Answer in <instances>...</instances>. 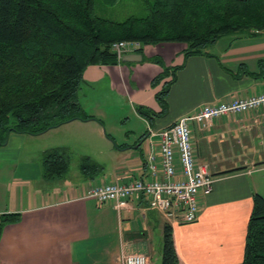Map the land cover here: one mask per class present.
<instances>
[{
	"label": "crops",
	"instance_id": "1",
	"mask_svg": "<svg viewBox=\"0 0 264 264\" xmlns=\"http://www.w3.org/2000/svg\"><path fill=\"white\" fill-rule=\"evenodd\" d=\"M217 42L215 49L189 57L184 42L145 44L141 51L135 47L123 54H142L141 61L91 64L84 71L85 100L80 103L99 120L75 118L40 134L9 135L0 145V224L2 215L21 216L2 230L0 264H117L124 250L146 253L149 264L155 254L161 264L167 223L180 264H242L254 197H264V109L221 115L204 128L190 122L196 162L214 178L210 191L198 192L194 222L180 216L169 221L143 194L120 210L87 196L99 182L149 178L150 155L161 169L157 132L181 117L207 103L264 91V31H245L220 47ZM174 67L180 68L163 110L157 92L173 74L153 82ZM61 128H66L57 131L67 134L64 142L47 137ZM78 139L83 147L75 150L89 147L104 157L95 161L102 171L92 177L83 161L80 175L72 177L68 153L67 172L47 177V151L67 149Z\"/></svg>",
	"mask_w": 264,
	"mask_h": 264
},
{
	"label": "trees",
	"instance_id": "2",
	"mask_svg": "<svg viewBox=\"0 0 264 264\" xmlns=\"http://www.w3.org/2000/svg\"><path fill=\"white\" fill-rule=\"evenodd\" d=\"M101 1L114 5L119 0ZM144 3L147 15L117 21L97 15L96 0H0V145L12 132L40 134L75 118L99 120L80 103L84 71L91 64L123 62L114 48L120 41L139 42L141 48L184 42L189 57L204 54V47L233 32L264 30V0ZM179 68L165 69L153 82L157 85L173 74L157 92L163 110L168 109L167 96ZM83 161L85 173L92 177L102 171L91 157ZM44 163L47 177L65 174L67 149L47 151ZM2 216L0 238L4 226L18 222L21 215ZM161 264H180L170 223L164 227ZM242 264H264V197L260 194L254 197Z\"/></svg>",
	"mask_w": 264,
	"mask_h": 264
},
{
	"label": "built area",
	"instance_id": "3",
	"mask_svg": "<svg viewBox=\"0 0 264 264\" xmlns=\"http://www.w3.org/2000/svg\"><path fill=\"white\" fill-rule=\"evenodd\" d=\"M139 42L120 41L114 48L120 57ZM264 109V91L250 97L234 98L220 103H207L192 116L181 117L157 132L160 137V164L149 156V178H136L125 183L99 182L87 190V196L99 204L113 203L120 210L134 196L145 195L151 208L161 211L169 221L180 216L183 222H194L199 212V190L210 191L214 178L208 167L196 162L190 122L202 128L225 114H242ZM117 264H149L144 252L122 251Z\"/></svg>",
	"mask_w": 264,
	"mask_h": 264
},
{
	"label": "rangeland",
	"instance_id": "4",
	"mask_svg": "<svg viewBox=\"0 0 264 264\" xmlns=\"http://www.w3.org/2000/svg\"><path fill=\"white\" fill-rule=\"evenodd\" d=\"M150 1H155V0H150ZM95 12L99 16H102V17H105L108 19H112V20H117V21L125 20L126 18H128L129 16H132V15L142 17V16L147 15V13H148L146 5L144 3V0H119L114 5H111V4L106 5V4H103L101 0H96ZM245 31H247V30L236 31V32H233L231 34L225 35L224 38H222L223 37L222 36L221 38L223 40H221V42L218 41L220 38L218 40H216L215 42L218 41L217 43H220V44H218L220 47V45L225 44V41H227V39H230V38L235 37V36L243 35L245 33ZM262 31H264V30H262ZM215 42L213 44H215ZM213 44L204 47L203 52L207 53L208 51L215 49V48H213ZM79 99H80V101L85 100V88L82 90V92H81V90H79ZM84 104H85V102H84ZM141 127H143V129H146L147 126L145 124H143ZM65 129L66 128H61L60 130H54L53 132H50V133H54V134H49L47 137H51L50 139H53V140H59L61 142H64V139L67 136V134L64 135L63 132H57V131H65ZM102 129H103V131H105L107 133L105 126H103ZM52 135H55V136H52ZM121 140H122V138H121ZM75 142L76 143L70 142L71 147L69 145L66 146L67 151H68L69 156H70V162H71V172L70 173H71L72 177L74 175H76V176L80 175V166H81V163L83 162V156H85V157L89 156L94 161H99V162L104 159L103 156H101L97 153L98 150H96V149L93 150L92 148L85 147V151L84 150H75L74 149V148H76L75 146L83 147L82 145L77 144V143H81L79 139L76 140ZM65 144H68V143H65ZM82 152H85V153H82ZM151 255L152 256L154 255V258L152 259L151 263L152 264H158V261L156 259L155 254H151Z\"/></svg>",
	"mask_w": 264,
	"mask_h": 264
},
{
	"label": "water",
	"instance_id": "5",
	"mask_svg": "<svg viewBox=\"0 0 264 264\" xmlns=\"http://www.w3.org/2000/svg\"><path fill=\"white\" fill-rule=\"evenodd\" d=\"M141 60H142V54L139 53L127 54L123 57V61H141Z\"/></svg>",
	"mask_w": 264,
	"mask_h": 264
}]
</instances>
